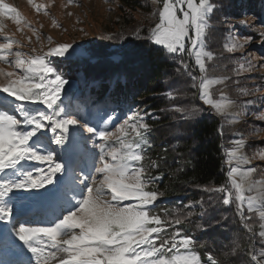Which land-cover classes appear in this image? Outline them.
I'll return each mask as SVG.
<instances>
[{"label": "snow or ice", "instance_id": "1", "mask_svg": "<svg viewBox=\"0 0 264 264\" xmlns=\"http://www.w3.org/2000/svg\"><path fill=\"white\" fill-rule=\"evenodd\" d=\"M152 3L162 5L153 12L159 22L148 29L146 37L159 46L156 51L169 54L179 65L177 72L189 78L190 87L197 90L199 100L217 115L225 116L233 107L241 115L248 114L257 101L241 99L253 93L239 77L250 70V62H245L249 67L239 63L232 69L235 80L232 75L217 73L228 72L227 64L218 63L224 51L243 49L251 38L231 46L224 44L218 52L208 48L212 20L223 10V0ZM33 6L37 12L41 10V5ZM3 18L22 23L18 9L0 0V31ZM231 29L230 25L227 32ZM2 39L0 61L19 71H0L4 77L0 94H7L3 99L13 102L11 106L0 104V264H202L197 242L175 228L191 224L192 211L177 213L174 218L165 212L162 218L149 207L164 195L148 190L159 178L151 176L150 169L159 165L153 160L148 161V167L144 165L152 147L153 128L148 118L153 114L137 110L120 123V116L115 115L118 102L90 95L77 97L78 107L65 105L62 91L65 95L70 80L50 66L48 57L61 56L71 63L85 57L86 50L65 43L43 56H26L13 51V44L18 42L10 36ZM225 89L235 92V98L226 95ZM216 92L218 99L214 98ZM167 95L175 99L171 93ZM172 111L182 113L181 119L199 114L182 107ZM257 118L264 120V113ZM244 148L243 137L225 148V181L203 190L210 194L209 201L215 195L218 205H234L242 224L254 235L252 225L259 222L258 239L264 244V185L260 195H246L257 191V182L251 180L256 169L242 167L250 159ZM33 162L40 166L25 167ZM35 189H44L42 195L47 199L37 200ZM37 201L43 206V218L58 217L49 226H30L34 213L29 209ZM169 227L173 231L169 232ZM16 241L31 257L18 250ZM252 262L264 264V248L252 252L249 264ZM204 264L227 261L209 253Z\"/></svg>", "mask_w": 264, "mask_h": 264}, {"label": "trees", "instance_id": "2", "mask_svg": "<svg viewBox=\"0 0 264 264\" xmlns=\"http://www.w3.org/2000/svg\"><path fill=\"white\" fill-rule=\"evenodd\" d=\"M118 2V14L125 20V28L120 32L99 33L95 40L83 46L86 56L75 62H65L61 56L48 57L50 66L70 80L66 94L62 93L63 102L78 107L77 97L90 95L93 99H110L119 104L115 115L120 116V123L137 110L153 114L148 118L153 128L150 135L152 147L146 153L144 165L148 167L149 160L157 162L159 166L150 169L149 174L159 178L148 186V190L164 195L158 196L149 207L162 218L165 212L170 214L169 218H174L177 213L192 211L189 218L192 223L175 228L197 242L196 251L202 262L211 253L227 264H249L252 252L264 247L258 239L259 222L252 225L254 235L242 224L234 205H218L215 195L209 201L210 194L203 189L219 186L225 181V148L238 133L240 137L252 139L246 142L244 149L253 147L255 150V153L247 150L250 166L256 169L253 179L262 176L264 179V159L255 157L264 150V137L251 138L257 129H264V120L249 117L252 111L257 113L264 108V100L259 99L264 98V72L259 71L260 66L253 59V54L264 58V0H223V10L213 17L214 27L207 39L208 48L218 52L224 44L231 46L233 42L243 43L246 38H251L243 49L224 51L223 58L218 61L228 65V72H218L217 75H232L233 80L237 77L232 69L239 67V63L250 62V70L244 71L239 79L253 94L241 99L257 102L245 114V121L239 120L238 123L237 120L236 124L203 105L197 90L190 87L189 78L177 72L179 65L166 52L156 51L159 46L146 39L148 29L158 21V16L152 15L158 9L152 0ZM112 21V27H115L116 21ZM230 25L232 29L228 33ZM26 27L35 29L32 25ZM48 34V41L56 40ZM109 36L113 38L109 39ZM248 47L254 49L250 52ZM245 67L249 64L245 63ZM217 87L220 86H213L214 89ZM226 91L235 98V92ZM168 93L175 99L170 100ZM175 107L189 111L195 109L199 114H185L186 118L181 119L182 113L172 111ZM168 231L173 228L169 227Z\"/></svg>", "mask_w": 264, "mask_h": 264}, {"label": "rangeland", "instance_id": "3", "mask_svg": "<svg viewBox=\"0 0 264 264\" xmlns=\"http://www.w3.org/2000/svg\"><path fill=\"white\" fill-rule=\"evenodd\" d=\"M5 2L13 5L18 9L19 14L22 18V23L17 25L14 21L3 18L4 27L3 30L0 31V43L5 42L2 39L4 35L10 36L13 41H17L16 39H19L20 42L13 44V51L19 50L22 53L26 54V56H43L50 49L65 43L72 44L74 46L81 45L83 47L84 45L88 44V42L95 40L99 33L107 32L108 34H114L115 31L120 32L123 27L125 28V20L118 14V0H33L32 4L29 3V0H5ZM33 4L41 5V10L37 12ZM154 5L158 9L162 7L161 4ZM144 14L145 13H141V15ZM113 19L116 21L115 27H112ZM158 22L159 21H157V23ZM28 25H32V27H34L35 25L36 26L34 27L35 29H33L31 27H26ZM111 28L115 30H112ZM47 33H49L48 35H53L56 40L48 41V39H46ZM45 48L49 50H45ZM247 49L251 52L254 48L248 47ZM9 58L13 57L10 56ZM253 59L255 60L257 65L260 66L259 71L264 72V63H262L264 62L262 60L264 58L260 57L258 54H253ZM0 71L18 72L19 70L6 62L0 61ZM3 82L4 77L0 76V83ZM68 87H70V84L65 86V90ZM225 94L227 95L226 89ZM4 95L7 94H0V102H4L5 105L11 106L13 103L12 99L9 98L8 100H4ZM214 98H219L218 92L216 93ZM205 106L210 108V106L208 105ZM261 113H264V108L257 113L252 111L249 117L262 121L261 119L257 118ZM225 116L228 117V122L235 124L237 122L239 123V120L245 121V119L247 118V115L239 114V109L235 107L228 109L225 113ZM111 131L115 132L116 128H111ZM257 131L258 132L253 134L254 136L251 138L264 137V129L262 130V128H259L257 129ZM240 138V134L238 133L232 139L230 145L235 140ZM248 140L251 141L252 139L243 138L245 144ZM53 146L55 147V145ZM247 150H249L250 152L254 151L255 153L253 147H250ZM247 150L243 149V151L248 155ZM258 155H255V157L257 158L264 156V150L259 152ZM60 157L63 158L62 153L60 154ZM250 165L251 159H249L248 164H245L242 167L244 169H247L251 167ZM261 178H263V176ZM261 178L253 179V177H251V180L257 182V191L253 193H246V195L261 194L260 186L264 185V179ZM32 191L38 193V195L36 196L38 200L41 198L40 192H45L44 189H35ZM82 194L83 193H81V195ZM197 207H199V205H197ZM200 209V211H202V208ZM51 221L54 222L55 220L52 218ZM259 230L260 224L258 226L257 234L259 233ZM202 264H204V262H202Z\"/></svg>", "mask_w": 264, "mask_h": 264}, {"label": "bare ground", "instance_id": "4", "mask_svg": "<svg viewBox=\"0 0 264 264\" xmlns=\"http://www.w3.org/2000/svg\"><path fill=\"white\" fill-rule=\"evenodd\" d=\"M54 264H56V262Z\"/></svg>", "mask_w": 264, "mask_h": 264}]
</instances>
